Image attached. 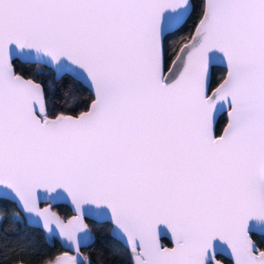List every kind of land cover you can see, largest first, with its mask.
I'll use <instances>...</instances> for the list:
<instances>
[{
    "label": "snow or ice",
    "instance_id": "6c2138e0",
    "mask_svg": "<svg viewBox=\"0 0 264 264\" xmlns=\"http://www.w3.org/2000/svg\"><path fill=\"white\" fill-rule=\"evenodd\" d=\"M200 7L169 63L168 37L194 0H0V202L19 209L0 222L71 250L43 264H92L81 251L95 240L89 217L111 222L132 264H221V251L264 264L253 239L264 233V0ZM17 60L81 81L94 99L75 116L50 113ZM215 63L226 73L211 88ZM57 199L75 215L53 211Z\"/></svg>",
    "mask_w": 264,
    "mask_h": 264
},
{
    "label": "trees",
    "instance_id": "16d2710c",
    "mask_svg": "<svg viewBox=\"0 0 264 264\" xmlns=\"http://www.w3.org/2000/svg\"><path fill=\"white\" fill-rule=\"evenodd\" d=\"M194 2L196 8L186 26L180 32L168 37L169 62L173 55L172 47L182 36H187L192 32L198 20L202 0H194ZM15 67L16 71L25 76H31L43 84L50 113H77L87 108L89 101L92 99L91 91L83 83L70 76L56 79L53 70L45 64H26L17 60L15 61ZM224 73V66L212 65L209 86L216 85ZM225 121L226 115L222 112L218 115L215 123L217 133L221 130ZM52 207L62 217H66L71 213V209L66 203H53ZM0 210L11 212L12 210L18 211V208L15 202L8 200L0 202ZM86 220L95 240L90 246H83L81 250L91 258L92 264H132L130 250L110 234L109 221H97L91 218H86ZM9 223L10 216L0 222V264H13L17 262L20 256L24 257L26 264H42L45 258L51 259L63 250L59 240L57 238L48 239L40 227H30L27 224H22L16 225L18 231L5 232L4 229L9 227ZM162 239L165 243H170L167 237H162ZM253 239L258 246L264 245V234L254 233ZM22 245H29L24 253L18 254L13 251V249ZM217 257L221 258L226 264L231 263L230 259L224 255L218 253Z\"/></svg>",
    "mask_w": 264,
    "mask_h": 264
},
{
    "label": "water",
    "instance_id": "95a60500",
    "mask_svg": "<svg viewBox=\"0 0 264 264\" xmlns=\"http://www.w3.org/2000/svg\"><path fill=\"white\" fill-rule=\"evenodd\" d=\"M198 22V20L196 21V23ZM195 23V24H196ZM194 27H195V25H194ZM194 27H193V29H192V31L194 30ZM213 55L214 56H217V57H219L220 56V54L219 53H213ZM171 61V60H170ZM170 63V62H169ZM215 64H218V65H222V66H224V68H225V73H226V66L223 64V63H215ZM46 65V64H45ZM214 65V64H213ZM52 69V68H51ZM53 70V69H52ZM18 72V71H17ZM53 72H54V70H53ZM18 73H20V72H18ZM225 73H224V75H225ZM21 74V73H20ZM23 75V74H22ZM223 75V76H224ZM25 76V75H24ZM54 77L56 78V74H55V72H54ZM25 78H32L31 76H25ZM223 78V77H222ZM221 78V79H222ZM32 79H34V78H32ZM57 79V78H56ZM220 79V80H221ZM34 80H36V79H34ZM219 80V81H220ZM37 81V80H36ZM37 82H39V81H37ZM81 82V81H80ZM40 83V82H39ZM82 83V82H81ZM84 84V83H83ZM90 91H91V93H92V99H94V94H93V92H92V89L89 87V86H87L86 84H84ZM217 85V84H216ZM216 85H214L213 87H211V88H215V86ZM91 99V100H92ZM91 100L89 101V103L91 102ZM89 105V104H88ZM87 108H88V106H87ZM87 108H85V109H83V110H81V111H79V112H77V113H66V112H64L65 114H67V115H73V116H75V115H78L80 112H82V111H86L87 110ZM58 113H60V112H58ZM222 113V112H221ZM224 113H225V115H226V121H225V123H224V125L222 126V128H221V130L218 132V134L222 131V129L226 126V123H227V111H224ZM220 114V113H219ZM218 114V115H219ZM218 115H217V117H218ZM217 117H216V119H217ZM215 123H216V121H215ZM58 202H62V203H66L69 207H70V209H71V213L68 215V216H66V217H64V218H70L71 216H73V215H75V211H74V208H73V206H72V204H71V202H70V200H68V199H57V200H54V201H49L48 203H50L51 204V207H52V204L53 203H58ZM16 205V204H15ZM46 206H48V204H46V203H44V202H42L41 203V207H46ZM16 207H17V205H16ZM18 208V207H17ZM19 210V209H18ZM52 210L53 211H55V212H57L53 207H52ZM58 213V212H57ZM90 218V217H89ZM91 219H94V220H97V221H103V220H107V221H109L108 219H100V220H98V219H95V218H91ZM109 223H110V234L113 236V232H112V229H113V225L111 224V222L109 221ZM262 234H264V233H262ZM162 237H167L168 239H169V241H170V243L169 244H167V243H165L164 241H163V239H162ZM58 240H59V242H60V244L62 245V243H61V241H60V239L59 238H57ZM119 241H121L122 243H123V245H125L127 248H128V246H127V244H126V242L124 241V240H122V239H118ZM160 241H161V243L164 245V246H166V247H171L172 246V238H171V234H170V232H164V233H162L161 234V236H160ZM62 247H63V250L61 251V252H59V253H62V252H64V251H71L70 249H68V248H65L63 245H62ZM83 247V246H82ZM129 249V248H128ZM82 251V250H81ZM58 253V254H59ZM219 254H221V255H224L225 257H227V258H229L230 259V264H232V258H231V256H230V254H229V252L228 251H221V252H218ZM57 255V254H56ZM217 259H219L220 261H221V264H226L221 258H219V257H216ZM130 259H131V255H130ZM131 263H132V259H131ZM13 264H17V262H15V263H13ZM26 264V263H25ZM43 264V263H42Z\"/></svg>",
    "mask_w": 264,
    "mask_h": 264
}]
</instances>
